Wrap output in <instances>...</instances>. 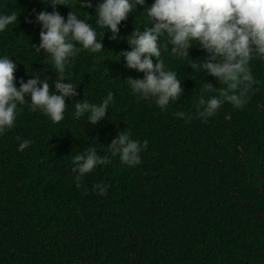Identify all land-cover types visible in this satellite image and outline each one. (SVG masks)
<instances>
[{"label":"trees","instance_id":"1","mask_svg":"<svg viewBox=\"0 0 264 264\" xmlns=\"http://www.w3.org/2000/svg\"><path fill=\"white\" fill-rule=\"evenodd\" d=\"M78 2L68 0L56 10L66 18L72 9L97 30L105 48L81 50L66 69L79 96L66 99L62 121L53 124L30 111L25 98L15 126L0 136V264H264V59L250 61L257 83L246 103L237 108L226 102L205 123L193 115L202 89L206 83L226 86L189 65L206 56L197 45L181 59L165 44L161 59L176 72L183 93L161 111L131 94L124 80L143 73L127 68L118 55L130 50L136 27L147 24L145 6L133 9L112 40L95 24L99 0L87 10ZM41 10L53 9L43 0H0V13L18 17L0 33V55L17 63V87L20 78L39 73L49 78L51 91L57 73L48 54L32 45L39 44L34 16ZM109 92L114 103L107 118L95 126L86 116L73 118L77 100L99 104ZM180 111L192 118H177ZM126 129L149 142L142 163L130 167L111 157L77 187L71 157L89 147L107 154L111 140ZM23 140L31 143L18 151ZM101 182L107 185L102 196L93 191Z\"/></svg>","mask_w":264,"mask_h":264},{"label":"clouds","instance_id":"2","mask_svg":"<svg viewBox=\"0 0 264 264\" xmlns=\"http://www.w3.org/2000/svg\"><path fill=\"white\" fill-rule=\"evenodd\" d=\"M52 11L41 10L35 13L34 22L40 25L39 44L33 45L36 53L48 54L49 64L57 73L51 84L48 77L39 73L25 81H15V63L8 55H0V136L15 126L18 113L22 111L25 98L29 110L39 111L57 124L64 119L66 99L79 96L77 85L68 82L66 69L81 50L91 54L100 53L105 47L97 39L98 32L85 20L72 11L65 18L57 10V5H66L68 0H43ZM81 9L93 7V0H79ZM137 6H145L143 13L147 24L128 37L130 50L120 52L125 66L142 72V78L128 77L124 80L131 94L141 100H151L161 111H166L171 102L178 101L183 93L181 80L175 71L168 69L161 59L162 48L171 45V52L178 58L189 57V49L197 45L206 56L197 60L192 68L201 69L211 75L224 88L206 83L198 98L195 118L207 122L224 103L242 107L246 103V93L257 83L249 67L253 58L264 59V0H153L146 6V0H99L95 4V24L100 29L111 32L109 39H118L120 23ZM18 17L15 13H0V33ZM32 23V19L27 20ZM102 38L105 31L99 32ZM79 45V47H77ZM153 57L156 62H153ZM243 86V87H241ZM217 95L206 97L213 91ZM30 96V99H29ZM114 103L113 93L109 92L99 104L87 100H77L72 116L75 120L87 117V122L95 126L108 117V109ZM177 118L187 120L183 111L175 113ZM19 140L20 138L17 137ZM31 141L23 140L17 150L23 151ZM148 140L133 139L129 130L120 131L107 146L108 153L99 155L95 147L71 157V172L76 186L81 179L98 166L111 163V157H118L122 165L130 167L142 163L141 152L148 147ZM97 195L107 194L103 182L93 185Z\"/></svg>","mask_w":264,"mask_h":264}]
</instances>
